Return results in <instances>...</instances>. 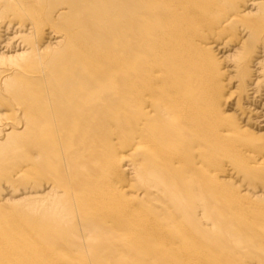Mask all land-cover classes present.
I'll return each instance as SVG.
<instances>
[{
  "label": "bare ground",
  "instance_id": "6f19581e",
  "mask_svg": "<svg viewBox=\"0 0 264 264\" xmlns=\"http://www.w3.org/2000/svg\"><path fill=\"white\" fill-rule=\"evenodd\" d=\"M0 264H264V0H0Z\"/></svg>",
  "mask_w": 264,
  "mask_h": 264
}]
</instances>
